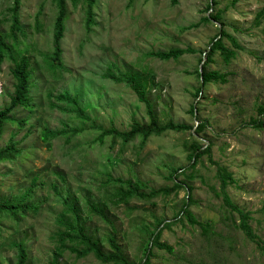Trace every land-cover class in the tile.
<instances>
[{"label": "rangeland", "instance_id": "rangeland-1", "mask_svg": "<svg viewBox=\"0 0 264 264\" xmlns=\"http://www.w3.org/2000/svg\"><path fill=\"white\" fill-rule=\"evenodd\" d=\"M209 1L96 0L90 29L86 25V1L80 0L77 7L69 3L62 42L64 69L53 76L44 58L53 52L56 5L53 0H20V41L31 47L33 107L15 111V122L6 125L0 141L4 147L13 138L21 151L13 156L14 161L0 163V201L19 198L31 189L25 204L37 205L39 210H27L19 221L9 217L0 220V264H15L14 243L20 241L28 250L27 264H52L57 231L63 229L58 219L67 211L61 197L67 194L81 210L91 235L102 239L109 250L107 237L113 234L128 258L138 263L144 258L141 244L146 240L141 228H153L155 218L173 220L187 191L180 189L148 202L132 199L128 205H115L111 195L117 184L109 182L108 176L142 182L153 189L172 186L167 178L169 166L190 164L183 144L194 138L211 143L212 160L204 156L194 171L186 173L193 175L191 211L200 222L211 223L212 231L205 234L201 226L186 219L172 223L163 230L161 241L174 252L155 248L152 263L264 264V128L248 125L259 117L257 108L264 106V23L256 26L254 22L264 0H216L214 12L222 14L223 29L242 50H237L229 64L218 53L214 56L215 63L208 68L227 74V82L207 85L202 97H194L200 86L196 70L201 65V53L169 61L147 56L174 48L208 51L211 38L219 32L217 21L187 27L211 13L206 12ZM13 2L0 0L3 32L10 30ZM11 67L10 61L0 65V107L9 101L6 93L14 90ZM110 70L152 72L159 87L152 88L148 97L161 121L194 128L154 136L145 144L141 138L126 145L121 140L113 144L111 137L101 143L97 140L101 132L90 130V122L60 111L53 106L59 102L48 97V93L56 96L63 91L78 95L87 114L105 129L127 131L134 121L148 122L146 107L135 93L125 84L104 78ZM192 105L200 110L194 117ZM197 117L207 122L204 133H195L200 123ZM47 127L67 134L54 138L49 145L41 139ZM75 127L83 131L67 141L68 130ZM212 161L233 174L235 182L227 188L228 193L250 215L256 239L239 229V214L224 204L217 165ZM97 203L107 205L111 224L90 212L89 205ZM58 264L103 263L93 255L77 258L66 250Z\"/></svg>", "mask_w": 264, "mask_h": 264}, {"label": "trees", "instance_id": "trees-1", "mask_svg": "<svg viewBox=\"0 0 264 264\" xmlns=\"http://www.w3.org/2000/svg\"><path fill=\"white\" fill-rule=\"evenodd\" d=\"M57 8V16L54 24L53 33V52L46 54L44 60L49 72L53 76H59L61 70L64 69V62L62 58L63 48L62 42L67 26L68 4L70 3L74 7H77L80 0H53ZM86 1V25L90 29L94 23V11L93 8L96 5V0ZM178 0H173V4H176ZM217 5L216 0L209 1L206 12L211 13L202 17L199 22L191 24L187 29L199 28L203 24H211L212 20L220 22L222 27H219V32L213 38H211L209 51L199 52V50L187 47L184 49L174 48L168 51H157L147 53V56L158 58L163 61L178 60L186 54L194 55L201 53L199 64L204 61L201 68L196 70V74L200 83V86L196 88L194 93L195 98L202 97L204 88L211 83H225L227 82V74L218 70H210L208 67L215 63L214 56L218 53L222 60L229 64L237 56V50H242V46L238 44L237 40L223 29L222 14L215 11ZM11 13V25L10 30L3 32L0 28V65L6 61H10L12 64L11 74L14 79L13 93L7 92L9 96L8 103L3 107H0V141L6 130V125L15 122L14 114L18 108L29 109L33 107L31 101V80H32V65L29 56L30 45L20 41V34L22 33L23 24L20 18V0H14L12 7L9 9ZM256 26H260L264 23V8L259 11L254 18ZM220 25V26H221ZM225 40L230 46H227ZM233 47V48H232ZM204 53H206L204 55ZM116 67L115 65H113ZM111 69V68H110ZM104 78L109 79L115 83L125 84L128 86L137 96L138 100L146 107L148 122L134 121L130 129L127 131H120L116 127L105 129L103 126L98 125L96 121L91 118L86 109L80 105V98L78 95L73 96L68 91H63L56 96L52 93H48L50 99L55 98L59 104H53L57 109L69 114H76L78 119L83 122H90V130H96L101 132L97 140L103 143L105 137H111L113 144H116L117 140H121L123 144L141 138L142 144H145L151 137L162 136L168 132L185 133L191 131L194 127L185 123H177L172 120L163 122L157 111L155 110L152 102L148 97V93L152 88L159 87V84L155 82V76L152 72H124L119 71L114 73L111 70L107 71ZM52 106V105H51ZM199 109H196L195 105H192L190 113L192 116H196ZM256 119H251L248 123L249 126L257 130L264 128V106L257 108ZM200 121L195 133H204L207 122L203 121L200 117H197ZM25 122H21L23 124ZM83 129L71 128L68 130L67 141L77 133L82 132ZM67 131L51 130L48 127L44 128L41 133V139L51 144L54 138L60 135H66ZM194 136V133L191 134ZM122 144V145H123ZM184 149L189 152L188 158L190 164L184 167L169 166L168 179L173 182L172 186L160 187L158 189L149 188L146 184L138 181L123 180L120 178L113 179L108 176V181L117 184V187L112 193V199L115 205L125 204L128 205L132 199L141 201H152L160 196L167 197L172 193L185 189L187 195L185 197L183 206L180 212L174 217L173 220L168 221L163 218H155L153 228L149 226L142 227V231L146 236L141 244V250L144 254V258L140 259L138 263L131 261L125 254L123 248L117 242V238L113 234H109L107 237L109 250H107L103 244L102 239L95 238L91 235L85 226V220L81 215V210L77 207L75 201L70 198L69 194L61 197L67 211L59 217L58 222L62 225L63 229L57 231L58 246L54 253V259L52 264H58L59 258L63 256L66 250L74 253L77 258H85L89 255H93L98 261L103 264H153L152 258L154 255V249L165 250L169 253H173L174 250L167 243L161 241V235L166 227H169L174 222H180L186 219L191 225H199L205 234L211 232L212 224L203 223L197 220L195 215L191 211L192 206V193L194 187L192 185L193 175L186 174L189 171H194L197 163L204 157L208 156L212 160V146L211 143H203L194 138L192 142H185L183 144ZM21 151L17 147V143L10 140L4 147H0V163L5 160L14 161V155H19ZM217 165V176L220 180V190L224 204L229 207L233 212H237L240 216L239 229L250 239L254 240L255 236L253 229L249 223L250 215L243 211L237 204H235L230 197L227 188L235 182L233 174L227 170V168L215 163ZM61 176V175H60ZM184 176L185 179H180ZM63 178V176H61ZM55 190L57 187L54 186ZM31 189L24 192L21 197L9 199L6 201H0V220L9 217L19 221L23 214L27 210L35 209L39 210L37 205L28 206L25 202L30 197ZM60 195V192H58ZM90 212L98 215L104 221L111 224V221L107 216V205L105 203H97L89 205ZM70 215V217L68 216ZM16 248V262L15 264H27L29 259L28 250L25 243L20 241L14 243Z\"/></svg>", "mask_w": 264, "mask_h": 264}, {"label": "water", "instance_id": "water-1", "mask_svg": "<svg viewBox=\"0 0 264 264\" xmlns=\"http://www.w3.org/2000/svg\"><path fill=\"white\" fill-rule=\"evenodd\" d=\"M217 23V25H219V27H221L220 26V24L218 23V22H216ZM210 50V47L208 48V51ZM206 53H204V55H205ZM204 64V61H202V63H201V65H200V68L202 67V65Z\"/></svg>", "mask_w": 264, "mask_h": 264}]
</instances>
